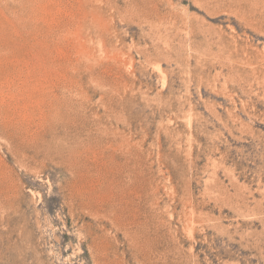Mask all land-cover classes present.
<instances>
[{
  "label": "rangeland",
  "instance_id": "1",
  "mask_svg": "<svg viewBox=\"0 0 264 264\" xmlns=\"http://www.w3.org/2000/svg\"><path fill=\"white\" fill-rule=\"evenodd\" d=\"M0 264H264V0H0Z\"/></svg>",
  "mask_w": 264,
  "mask_h": 264
}]
</instances>
